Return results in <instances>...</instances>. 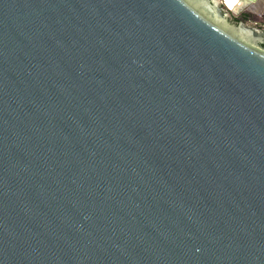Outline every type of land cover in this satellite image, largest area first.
Here are the masks:
<instances>
[{"label": "water", "instance_id": "obj_1", "mask_svg": "<svg viewBox=\"0 0 264 264\" xmlns=\"http://www.w3.org/2000/svg\"><path fill=\"white\" fill-rule=\"evenodd\" d=\"M218 5L0 0V264H264V52Z\"/></svg>", "mask_w": 264, "mask_h": 264}, {"label": "flooded vegetation", "instance_id": "obj_2", "mask_svg": "<svg viewBox=\"0 0 264 264\" xmlns=\"http://www.w3.org/2000/svg\"><path fill=\"white\" fill-rule=\"evenodd\" d=\"M218 3L216 13L225 18L227 30L243 43L264 52V0H218Z\"/></svg>", "mask_w": 264, "mask_h": 264}]
</instances>
